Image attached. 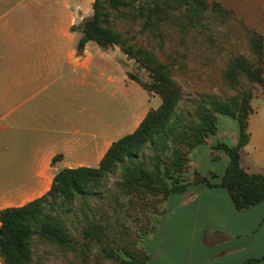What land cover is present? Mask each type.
Segmentation results:
<instances>
[{
  "label": "rangeland",
  "instance_id": "374dc122",
  "mask_svg": "<svg viewBox=\"0 0 264 264\" xmlns=\"http://www.w3.org/2000/svg\"><path fill=\"white\" fill-rule=\"evenodd\" d=\"M42 1L54 3L55 20L61 18V14L65 18L66 11L61 4L70 5L69 17L73 18L70 28L92 13L93 0ZM126 1L135 7L142 5L144 15L128 14L124 10L112 12L110 28L122 34L130 44L150 51L156 65L164 67L169 80L179 89L181 100L175 112L178 129L164 139L167 145L164 151L146 145L137 156L138 161L144 162L148 179L129 178L125 168L118 167L104 179L94 195L66 203L65 209L69 208L70 212L60 214V220L72 248L33 236L27 241L29 264H120L119 261L148 256L144 245L156 231L170 197L164 195V190L175 182L187 183L186 176L191 170L187 136L201 124L195 107L199 98L207 96V99L224 102L229 111L239 116L243 106L251 109L252 101L255 103L254 99L264 95V87L242 71L245 67L264 79V38L245 26L230 10L218 6L214 0ZM69 32L73 37L70 41L54 42L55 47L64 45L60 47L62 52L58 59L40 58L38 64L33 65L65 68L63 61L68 44L76 49L80 39L78 32ZM88 51L90 67L74 71L77 81L72 72L70 82L57 83L56 87L54 84L48 88L42 80L34 85L36 88L18 91L15 96V75L6 74L8 109L13 108L14 99L32 100L26 104L27 108L34 101L51 100L54 104L60 103L55 112L57 115L61 109L63 126L69 131H97L100 124L102 142L105 138L117 140L127 135L128 123L138 109L156 110L161 102L158 95L146 92L133 79L149 85L153 83L152 74L128 59L118 47L103 50L90 42ZM17 113L0 121V157L4 146H14V129L9 125ZM217 116L219 114L215 115V120ZM106 132L109 135H105ZM6 156L10 158L13 154ZM177 162L180 166L175 164ZM175 223L172 215L163 219L168 232L165 241L171 246L162 249V258L156 259V264H193L195 260L205 259V254L197 256L194 252L191 255V234H173L171 228ZM202 225L200 221L199 227ZM200 236L199 231L195 244H199Z\"/></svg>",
  "mask_w": 264,
  "mask_h": 264
},
{
  "label": "crops",
  "instance_id": "0c3cea01",
  "mask_svg": "<svg viewBox=\"0 0 264 264\" xmlns=\"http://www.w3.org/2000/svg\"><path fill=\"white\" fill-rule=\"evenodd\" d=\"M214 1L264 38V0ZM54 7L53 2L42 0H0V121H6L20 110L9 125L14 129V146H4L0 157V210L19 207L45 195L54 175L62 169L97 168L107 149L116 141L106 138L101 141L100 124L97 131L89 130L88 133L64 128L61 109L57 115L55 112L60 103L54 104L51 100L34 101L30 108L25 107L28 101H32L28 99H14L13 108L8 109L6 105V74L15 75L13 88L16 96L18 91L36 88L34 85L42 80L48 88L70 82L72 72L85 71L91 65L90 42L81 52L68 44L63 61L65 68L62 65H33L38 64L40 58L58 59L62 52L60 47L64 45L55 47L54 42L67 43L73 38L69 32L73 19L69 17L70 5L61 4L66 11L65 18L61 14L57 20ZM76 75L74 72V81H77ZM254 100L255 103L252 101L250 105L252 113L245 123L248 140L240 149V163L247 174L264 176V95ZM150 111L138 109L131 116L127 133H132ZM105 135H109L108 132ZM238 138L237 122L219 115L215 135L193 149L189 156L191 170L186 176L189 186L166 200L159 225L149 243L144 245L151 264L162 258V249L171 246L165 241L168 232L163 226V219L170 215L176 222L171 228L173 234H191V255L194 252L197 256L207 255L193 264H245L249 261L264 264V201L236 210L224 188L193 183L195 174L218 183L229 159L214 146L235 147ZM6 154H13V157L7 158ZM57 156L59 158L53 160ZM200 221L203 222L201 228ZM199 231L202 236L199 244H195ZM155 238L157 241L152 245Z\"/></svg>",
  "mask_w": 264,
  "mask_h": 264
},
{
  "label": "trees",
  "instance_id": "16d2710c",
  "mask_svg": "<svg viewBox=\"0 0 264 264\" xmlns=\"http://www.w3.org/2000/svg\"><path fill=\"white\" fill-rule=\"evenodd\" d=\"M218 6L220 4L216 3ZM90 17L83 19L71 32H78L80 39L76 50L81 52L88 42H94L105 50L118 47L120 51L135 64L152 74L153 83L147 85L133 78L139 86L153 92L160 97L161 103L156 110L148 112L138 127L130 134L124 135L113 142L103 155L97 168H72L58 171L52 180L48 192L22 206L0 210V261L1 264H29L27 241L33 236L47 240L57 245L72 248L66 239L60 214H67L65 204H70L77 197L94 195L104 179L118 167L125 168V174L132 179L149 178L144 170V162L138 161V155L146 145L153 146L160 151L167 148L164 139L172 136L178 129L175 112L181 100L179 89L169 80L164 67L156 65V59L150 51L129 43L122 34L113 31L111 26L112 12L124 10L128 14L144 15L142 5L134 6L126 0H93ZM254 32V31H253ZM243 73L251 80L257 81L264 87V79L251 73L243 67ZM130 76V75H128ZM196 110L201 124L192 129L187 136L189 151L205 143L206 139L216 133L215 115L219 114L235 120L239 128L238 143L235 147L216 144L214 149L223 151L228 159V166L218 183H211L209 179L195 174L194 184L206 187L224 188L236 210H241L264 201V176L247 174L240 163V149L247 143L245 123L252 110L243 106L239 116L229 111L224 102L207 99L202 96L196 103ZM59 156L53 160L58 159ZM157 158V157H155ZM179 165L180 163H175ZM180 166V165H179ZM178 170L181 167L177 168ZM126 176V175H125ZM211 178H215L211 176ZM189 186L186 182H175L164 195L180 194ZM165 187V186H164ZM166 188V187H165ZM107 253L108 251L105 250ZM111 257L119 260L113 253ZM120 264H151L148 256L140 260L119 261ZM249 261L245 264H255Z\"/></svg>",
  "mask_w": 264,
  "mask_h": 264
}]
</instances>
